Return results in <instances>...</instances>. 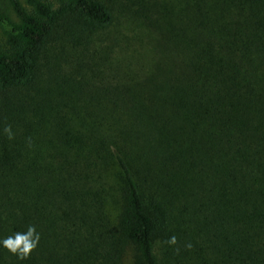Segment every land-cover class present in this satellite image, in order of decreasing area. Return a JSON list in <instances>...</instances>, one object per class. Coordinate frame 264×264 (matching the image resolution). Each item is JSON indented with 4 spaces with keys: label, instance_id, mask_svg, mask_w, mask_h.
<instances>
[{
    "label": "trees",
    "instance_id": "1",
    "mask_svg": "<svg viewBox=\"0 0 264 264\" xmlns=\"http://www.w3.org/2000/svg\"><path fill=\"white\" fill-rule=\"evenodd\" d=\"M9 2L0 239H39L0 264H264V0H195L144 85L96 56L106 0Z\"/></svg>",
    "mask_w": 264,
    "mask_h": 264
},
{
    "label": "rangeland",
    "instance_id": "2",
    "mask_svg": "<svg viewBox=\"0 0 264 264\" xmlns=\"http://www.w3.org/2000/svg\"><path fill=\"white\" fill-rule=\"evenodd\" d=\"M106 1L113 9L114 19L108 28L94 36L96 56L108 58L114 63L112 68L120 66L125 68L123 71H128L123 64L127 62L130 78L144 85L141 74L153 72L156 61L169 64L168 56L176 52L168 48L169 38L189 22L190 6L195 0ZM21 2L27 8L30 7L26 0ZM0 13L5 15L4 20L0 21V44H3L12 23L18 22L19 18L9 0H0ZM77 51L75 54L81 56L80 51ZM76 57L70 55V58ZM109 208L114 213L119 209V202L112 201Z\"/></svg>",
    "mask_w": 264,
    "mask_h": 264
},
{
    "label": "clouds",
    "instance_id": "3",
    "mask_svg": "<svg viewBox=\"0 0 264 264\" xmlns=\"http://www.w3.org/2000/svg\"><path fill=\"white\" fill-rule=\"evenodd\" d=\"M38 239L39 236L35 233V228L29 226L24 233L17 232L4 239H0V246L7 248L12 253L24 257L36 246ZM174 240V237L171 238V242H174Z\"/></svg>",
    "mask_w": 264,
    "mask_h": 264
}]
</instances>
